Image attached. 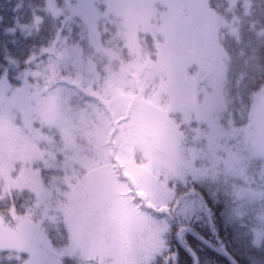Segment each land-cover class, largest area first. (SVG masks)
Segmentation results:
<instances>
[{"label":"rangeland","instance_id":"374dc122","mask_svg":"<svg viewBox=\"0 0 264 264\" xmlns=\"http://www.w3.org/2000/svg\"><path fill=\"white\" fill-rule=\"evenodd\" d=\"M197 2L211 5L210 10L203 9L202 37L188 34L160 64L150 31L156 24L150 6L158 0H54L56 8L62 9L59 17L64 25L73 16L83 20L79 40L74 43L64 38L59 55L48 60L53 76L45 83L30 84V92L44 102L47 122L41 123L23 98L13 97L14 87L0 86L1 184L17 181L23 171L26 184L38 181L43 199L49 194L47 185L58 187L53 179L57 173L59 186L63 182L67 187L62 193L67 201L66 194L85 181H92L87 186L89 191L112 185L113 181L119 186L126 179L142 185L157 176L174 180L178 173L186 178L190 170L207 173L210 158L219 162L211 148L217 149L219 141H225L226 132L222 115L228 54L222 42L223 28L227 26L234 33L236 27L212 6L211 0ZM229 4L232 9L235 0ZM48 6L49 0L46 10L53 14ZM3 79L4 73L0 81ZM20 105L25 106L24 111ZM35 106L33 101L31 107ZM26 117L31 120V128L26 126ZM8 118H12L14 127L6 126ZM180 125H192L187 142ZM249 127L254 142L264 152V93ZM17 128L22 131L18 133ZM33 144L52 153L56 166L47 168L43 162L27 160ZM230 156L226 159L229 168L233 164ZM218 165L215 163L214 168ZM36 169H41L38 178L32 175ZM43 170L52 178L45 179L47 185ZM238 170L236 174L242 175L241 166ZM23 190L32 191L27 186ZM88 201L89 195L81 192L72 221V227H80L79 242H72L70 224L63 216L69 232L66 247H57L40 229L45 259L62 261L79 252L84 264H136L138 249L152 242L147 222L121 209L118 223L104 225L91 212ZM17 216L22 215L17 212ZM19 224L16 216L10 223L0 215V250L21 251L11 246L24 235L15 231ZM24 227L28 231L31 224L25 222ZM97 248L102 254L96 255L94 262H87L86 253ZM22 252L27 254L26 259L31 256Z\"/></svg>","mask_w":264,"mask_h":264},{"label":"trees","instance_id":"16d2710c","mask_svg":"<svg viewBox=\"0 0 264 264\" xmlns=\"http://www.w3.org/2000/svg\"><path fill=\"white\" fill-rule=\"evenodd\" d=\"M229 1L211 0L212 6L236 27V31L230 33L225 26L222 38L228 54L222 115L225 141L220 140L217 149L211 148L220 161L210 158L207 173L190 170L186 174L189 184L192 179L199 181L197 190L203 191L213 207L218 236L213 235L207 221H193L197 232L215 247L191 234L187 240L199 257V264H234L222 250L231 254L238 264H264V152L254 142L249 127L253 111L264 93V0H235L232 9ZM58 2L63 3L64 0ZM46 3L47 0H0V76L7 71L13 87L21 85L22 80L17 77L26 71L40 73L38 76L29 74L31 85L47 82L53 76L49 74L51 64L48 60L59 55L62 40L67 38L74 43L79 40L83 20L73 16L64 25L59 16L47 12ZM36 17L42 18L39 24ZM53 45V52L41 54L42 48ZM33 53L36 54L35 59L26 64ZM191 126L180 125L186 142L192 134ZM197 145H201V141ZM229 156L233 162L231 168L226 163ZM57 161L61 163V156L58 155ZM215 163L219 164L218 168H214ZM239 166L242 167V175L236 174ZM48 173L42 171L46 185L45 179H52L46 176ZM177 177L174 183L185 179L183 173H178ZM53 179L58 187L49 188L47 185L49 194L43 199L40 197L38 206L37 195L32 191L14 190L11 195L5 194L6 184L0 182V215L11 223L13 216L8 209L15 202L19 215L24 216L31 210V220L41 225L57 247H64L69 241V232L61 218L63 215L54 217V212L46 210L66 202L62 193L67 187L63 182L59 186L57 173ZM173 243L179 250L180 264H193L192 254L186 247L175 240ZM78 253L64 257L63 264H84V258ZM10 256L13 258L9 259ZM17 256L26 259L27 254L18 250H0V264H20L15 258ZM94 260L89 258L87 262ZM94 263L105 264L103 261Z\"/></svg>","mask_w":264,"mask_h":264},{"label":"snow or ice","instance_id":"6c2138e0","mask_svg":"<svg viewBox=\"0 0 264 264\" xmlns=\"http://www.w3.org/2000/svg\"><path fill=\"white\" fill-rule=\"evenodd\" d=\"M205 7L211 9L210 4L205 6L198 3L197 0H158L157 4L150 6V16L156 20V24L151 26L150 31L157 49L158 63H165L168 59L169 50L177 47L188 34H192L198 39L202 37V28L205 22L203 9ZM48 10L55 16H59L62 12V9L56 8L54 0H49ZM41 21L42 18L36 17L38 24ZM85 21L87 22L86 16ZM59 38L58 34L57 39ZM54 50V45L53 47L42 48L41 54L51 53ZM35 56L36 54L33 53L25 63L30 64ZM29 74L38 76L40 73L26 71L20 74L17 79H21L22 83L13 88L8 80V73L5 72L4 79L0 81V86L13 88V97L23 98L29 105L30 112H35L36 118L40 119L41 123H45L48 121V115L43 107L44 102L38 95L30 92ZM33 101L36 104L34 108L31 107ZM20 108L22 111L25 110L24 105H20ZM6 126L14 127L12 118L6 120ZM26 126L31 128V120L27 117ZM16 131L19 133L22 130L17 128ZM26 159L31 162H43L47 168L56 166L55 156L52 153L41 151L34 144ZM40 172L41 169H36L32 173L33 177L38 178ZM23 175L24 172L22 171L20 179L14 182L9 180V183L5 185V191L11 195L14 190L22 191L27 186L36 192L38 206L42 189L38 181L26 184L23 181ZM66 179L70 180V178ZM187 179L185 178L183 182L174 183L167 176L164 179L157 176L151 183L142 185H137L126 179L122 185L115 186L113 181L112 185L97 186L91 191L87 187L92 183L89 180L67 193L66 202L46 211L62 214L70 224L72 242H79L82 233L79 225L72 227V221L79 204V195L81 192H86L89 195L88 207L104 225L112 226L118 223L121 209H127L147 222L148 233L152 242L146 247L138 249L136 264H180V253L178 249L174 248V240L186 246V250L192 254L193 264H199V257L191 249L187 240L190 234L197 239H203L193 226V221L197 223L207 221V226L213 235L218 236V231L213 207L208 203L203 191L197 190L199 181L192 179V183L189 184ZM8 212L20 220L15 231L24 233L20 239L13 241L11 246L31 253L28 259L21 256L15 257L20 261V264H63L62 261L45 259V252L39 241L41 225L32 223L31 210L24 216H17L15 202H13ZM25 222L31 224V229L28 231H25ZM101 254V250L97 248L87 252L85 258H95L96 255ZM12 258L9 257V259Z\"/></svg>","mask_w":264,"mask_h":264},{"label":"water","instance_id":"95a60500","mask_svg":"<svg viewBox=\"0 0 264 264\" xmlns=\"http://www.w3.org/2000/svg\"><path fill=\"white\" fill-rule=\"evenodd\" d=\"M203 237V236H202ZM201 240H203L204 242H206L207 244H209V245H211V246H213V247H215L209 240H207L206 238H204L203 237V239H201ZM186 247V246H185ZM217 248V247H216ZM218 250H220L219 248H217ZM225 254H227L228 256H229V258L231 259V261L234 263V264H238V262H237V260L233 257V256H231V254H229L227 251H225V250H222Z\"/></svg>","mask_w":264,"mask_h":264}]
</instances>
